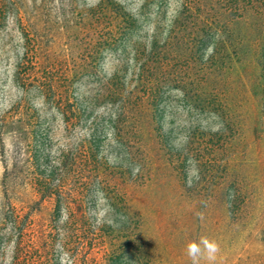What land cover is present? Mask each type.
<instances>
[{
  "label": "rangeland",
  "instance_id": "1",
  "mask_svg": "<svg viewBox=\"0 0 264 264\" xmlns=\"http://www.w3.org/2000/svg\"><path fill=\"white\" fill-rule=\"evenodd\" d=\"M98 1L0 0V264H193L185 246L202 237L218 250L195 264H264V22L247 16L221 34L182 0H114L136 28L123 48L90 49L74 25ZM26 50L35 68L21 67ZM149 58L166 71L155 120L143 112L112 130L98 86L137 93ZM74 94L99 102L93 166L92 131L65 108ZM109 179L129 210L98 187ZM90 181L91 220L119 237L92 251L62 239L52 205L37 202L45 184L85 192Z\"/></svg>",
  "mask_w": 264,
  "mask_h": 264
},
{
  "label": "trees",
  "instance_id": "2",
  "mask_svg": "<svg viewBox=\"0 0 264 264\" xmlns=\"http://www.w3.org/2000/svg\"><path fill=\"white\" fill-rule=\"evenodd\" d=\"M72 1L74 2L75 0ZM182 1L186 11L189 14H194L198 21L197 25L201 26L202 30L206 28L210 30L213 28L218 33L231 35L234 26L241 23L247 16L255 17L257 20L264 22V0ZM86 12L85 15L80 14V17L77 16V18L84 22V25L75 24L74 26L75 28L79 26V33H82L85 44L90 49L98 45L112 47L116 41L123 48L127 43V40H125L126 35H130L136 28L137 19L131 13L127 12L121 3L114 0H99L94 7L88 8ZM113 23L122 25L119 29L122 30V34L119 38H115L113 35L114 32L110 30L113 27ZM205 33L207 34L208 32L206 31ZM205 33L203 32L204 35H206ZM116 34L118 33L116 32ZM202 36H199V38H202ZM196 37L198 36H195L189 29L187 33L179 38V41L183 42L186 40L187 45H189L191 42H195ZM150 45V50L154 51L156 49L155 42L152 41ZM90 55L92 56L93 53ZM157 57H159V54ZM34 59L35 57L29 54V50H26L20 60L21 67L32 65L31 67L35 68L37 66V60ZM154 60L152 61L149 58L145 62L142 71L144 75L141 76L143 83L140 86V90L135 94L132 91L120 89L116 84H112L115 88L107 86L104 91L102 85L98 86L97 98L95 100L102 99L103 101L104 99L103 103L109 101L114 109L113 118L109 117L108 121L112 130L120 124L135 126L139 121L140 114L143 112H150L153 117L152 121L155 120L154 118L158 112L159 103H161L160 88L161 83H163V79L161 80V78L164 77L166 71L163 67V60L159 58ZM96 101L92 102V100H88L80 96V94H74V96H71V104L65 106L67 110L72 111V115L75 114L76 121H80V119L84 120L87 127L92 131L90 140L92 166L96 161L97 136L95 134L98 132L99 125L96 124L95 117L90 119V115L93 113V109L99 105V102L97 103ZM92 183L93 181H90L87 184L85 192H75V190L66 189L64 185L58 182L53 184V188L52 183L51 185L45 184L42 188L44 189L43 193L37 201L38 203L46 201L52 205V214L57 219V222L61 223L59 235L62 236V239L73 241L76 246L75 248H78V246L84 248L87 243L86 247L89 251H92L96 246H100L104 238L108 237L114 241L119 239L118 236L113 238L106 236L101 226L95 224V219L91 220L90 214L96 210L97 194V188L94 187L96 184L93 185ZM97 185L106 197L112 198L111 201L122 204L126 210H129V207L124 201L125 188L122 184H118L109 179L102 187H100V184ZM12 213L16 218L19 217L16 209H13ZM29 224L32 225L33 222ZM130 237L133 238L134 243L137 241L141 242L142 236L139 226H136L135 231ZM128 248L129 245L127 242L123 245L122 249L126 250Z\"/></svg>",
  "mask_w": 264,
  "mask_h": 264
},
{
  "label": "clouds",
  "instance_id": "3",
  "mask_svg": "<svg viewBox=\"0 0 264 264\" xmlns=\"http://www.w3.org/2000/svg\"><path fill=\"white\" fill-rule=\"evenodd\" d=\"M185 250L187 256L193 261V264H195V261L201 255H206L210 260L213 259L218 249L215 241L202 237L187 242Z\"/></svg>",
  "mask_w": 264,
  "mask_h": 264
}]
</instances>
